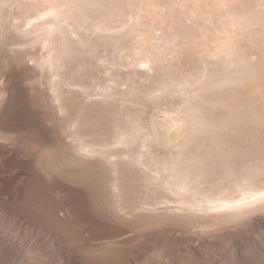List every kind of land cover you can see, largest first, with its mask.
Returning <instances> with one entry per match:
<instances>
[{
    "label": "bare ground",
    "instance_id": "bare-ground-1",
    "mask_svg": "<svg viewBox=\"0 0 264 264\" xmlns=\"http://www.w3.org/2000/svg\"><path fill=\"white\" fill-rule=\"evenodd\" d=\"M132 6H134V8L135 7L138 8V9H136L135 11H133L134 9H132L133 12H131L130 10H131ZM128 7H130V8H128ZM145 7H147V9ZM148 7H150L151 10H148ZM159 7L161 8L164 15H163V13H160V14L165 16V19H163L164 18L163 16L160 17V14H158L159 10H160ZM12 8H13V11H16V10L20 11V9H21V10H24V13L25 12L27 14H28V12L29 13L32 12V13L29 15H26V13L24 15H22L23 13H21V16H19L18 15V14H20V13H18L19 11L18 12L16 11L18 13L16 15L19 18H21L22 16L25 17V15H26L25 18H21V20L19 19L20 20L19 21L18 18L16 17V15H13L12 12H10V10H12ZM164 8L167 9V11H163V10H165ZM168 8H171V9H169V12H171V13H172V9H174V11H173L174 19H172V20L169 17V16H171V18H173L172 14L168 12ZM6 9H8V10H6ZM14 9H16V10H14ZM126 9L129 10V14H128V11ZM145 9H146V12H148L150 14H147L146 12H144ZM137 10H138L139 14H140V11H142L141 13H143V14H140L141 15L140 19H138L140 16L138 15ZM16 12H14V13H16ZM125 13L127 15H131L130 19L132 21L134 19H137V21L140 20L136 24L138 26L139 25H143V26H139V27L136 26L134 23L135 20L133 21V23L132 22L128 23V21H127L128 18H127V20H125L123 18L124 20H122V21H125V22H122L120 20V17H122V16L127 17ZM151 13L153 14L152 17H151ZM165 13L170 14V15L168 17H166L167 15ZM144 14L145 15L147 14L146 16L150 15L149 18H153L150 21H153V22L149 23L150 21L149 22L144 21L143 20V18L145 17ZM134 15H137V16H135V18L132 19ZM191 15L193 17L195 16L196 17L195 21H197L195 23V25H193V26L192 25L191 26L186 25V23H187L186 21L190 18ZM118 17H119V19H118ZM195 17L193 19H195ZM8 18H10V19H8ZM154 18L158 19V20L155 19V20H157V23H159V20H160V23L162 25H163V23H162L163 21H170V22L172 21V23L170 25H168V26H170L169 30L173 31L172 37L175 35L174 38H176V39L178 38V41L175 40L174 38H171V40L169 39L170 36L168 34H170V32L167 29L169 27L166 28L167 23H168V22H166V25L164 24L165 29H167L169 33L166 31L167 35L164 32L163 36H160V38L162 40V42L159 43L160 47L157 46V44L159 42V41L157 42V40L156 41L153 40L154 42H157V44H155V45H154V43H150L151 38H150L149 34H151L153 32H150L151 30H149V29L145 30L144 28H145V25L150 26L152 23L154 25L155 24ZM167 18H169V20ZM90 19L92 20V22ZM116 19H118V20H116ZM88 20H90V21L88 22ZM141 20H143V21L141 22ZM7 21H10V22H7ZM39 21H40V23H39V25H37ZM188 21H191V20H188ZM139 22H141V23H139ZM143 22H145L144 23L145 25L143 24ZM8 23H9V25H8ZM113 23H116V24L120 23V25L117 24L120 27H126L129 24H131V25H129V27L127 26L124 29L119 28L121 30L118 31V27L116 28L117 30L114 29L116 24L113 27V25H112ZM122 23H125L126 26H123ZM207 23H209V24L211 23V25H209ZM162 25H160V27H161L160 29H163ZM164 25H163V27H164ZM28 26H30V28ZM88 26L89 27L91 26L90 30L92 29L94 31V33L97 34L96 35L93 33L95 36H97L96 38H95V36L93 37L96 40V42L92 43L90 45L88 42L89 41L88 38H87L88 41L85 39L86 38L85 36H87V35H84L85 33L83 32L85 30H86L85 32H87V29L89 30V28H87ZM148 26H147V28H148ZM26 27H28V28H26ZM141 27H142V29H141ZM158 27H159V25H158ZM171 27L173 30L171 29ZM198 27H199V29H198ZM138 28H140V29H138ZM125 29H127V30L125 31ZM151 29H152V27H151ZM90 30L88 31V32H90L89 34L92 33V31H90ZM197 30H199V32L202 31L201 35ZM107 31H109L110 34H108L109 32H107ZM8 32H10V35L13 34L12 36H16V35L22 36L23 38H25L24 41H26V39L30 36H33V37H31V39H33L35 41V39L38 38L37 36H40L41 39L45 37L43 40L46 43L50 42L53 45L58 44V45H56V46H58L56 59L54 60L55 55L53 57H49L50 59L53 58L54 62L53 61L52 62L54 64H56L57 66L52 64V63H48V64H51L52 67L56 66V67H54L55 69L56 68L60 69L62 66V63H64L63 66L65 67V64H66L65 62H67V58L75 55V54H73L74 52L76 54L78 53L75 56L79 60H80V58L78 56L83 53V51H82L83 49H86V50L88 49L87 51L85 50L86 51L85 55L87 53H91L93 56L94 53L100 49V48L97 49V47H101L103 49L105 48V47L101 46V45H104L105 43H101V42H106V44L110 43L113 47L110 44L109 45L116 51L117 50L120 51L123 48L122 54L124 56L123 52L126 53V51H124V48H125L124 46L126 44L124 46H121L119 43H121L120 41L122 39H124V40L126 38L131 39L132 42H134V41L136 42V45H135V42L133 44V46L135 45L136 47H133L132 42L130 40L128 41V39H127V43L130 44L129 42H131L130 46L133 47L132 50L128 48V51L130 50V51H132V53L133 52L137 53L138 57L141 55V53L144 57L145 56L147 57V55L145 54V52H147L148 56L151 57L150 58L151 60L157 59L156 61L154 60L156 65L155 64L153 65V63H154L153 60L151 61L149 58L144 59L142 55L140 56L139 59L137 56H136L137 58H135V59H138L137 60L138 62L142 58L140 60V63L141 64L142 63H144V64L148 63L149 64L148 68L151 67L152 70L154 69L153 71H155V73H156V75L154 73L156 81L155 82H151V80L149 81V82H151L150 85L152 83L154 84V87H153L154 90L150 85L148 86L149 83L147 84L148 87H146V88L149 89V87H150L153 90V93H155V94L158 92L159 93L160 92L161 93H164V92L170 93L172 96H174L175 94H178V95L180 94V98H181L180 100L181 101L176 100L178 98L176 96L177 98L175 100L177 101V103H178V101H180V102L177 105H176V103L174 104V100L172 102L176 106H174L173 108L171 106L172 117H170V119L166 118L168 120L164 123V125H165L164 127L166 128L167 133H165V132L163 133V132L159 131V128H161V126L158 127L160 124V121H158V120H157L159 122V123L157 122L158 124L155 121L148 122L149 128L151 126V129L148 130V128L146 127L147 132L145 131V133H142V135H141L140 131H141V129H144L145 127L140 128V131L135 129V128L132 129L131 128L132 126L129 127V129L131 128L130 130L129 129L126 130L127 128L124 130V127L121 130L122 126H124V125H121L120 126L121 128H120L119 122L122 123L123 119H125V117L124 118L122 117V115L124 113L119 114V115H121L120 117L123 118L122 121L119 120L118 117H115L113 115L114 113L113 114L110 113L111 115H113V117H115V119H116L115 121H118L117 124H119L118 126L116 124L117 128L119 127V129H117L115 127L116 130L114 128L115 125L114 126L111 125V126H113L116 133H115V135H113L115 144H113L114 142L111 140V138H110V140L113 143L112 142H110V143L113 145L117 144L118 146H120L119 148H121V146L126 147V148H122L123 150L121 149V151L119 149L118 152L120 154L117 152V150L115 151L119 154L117 156L116 155L117 153H115L117 160H116V158H114L113 160L111 159L112 157L110 158V156H113V155H110L111 152L109 153V151L111 149H109V150L107 148L103 149V147H105L106 145L103 146V144H102L103 147L99 146L101 148H98V149L97 148L94 149V147H93V146H95L96 142L93 143V146H91L92 144L89 145L88 142H89L90 138H89V140L87 139L89 137V135L87 138H85V139H87L88 142L85 140H83L81 142L80 141L81 139H80L77 142L78 144L72 143L71 145H73V146H72V148H70L71 150L69 149L71 151V154H67V151L65 153L66 149L64 147L67 145L69 146V143L68 144L66 143V145H64V143H63V141L66 142L64 140L65 139V135H64L65 131L64 132L59 131V136L63 132L62 135H64L63 136L64 139L62 138V135H61V137L57 136V137H59L58 138L59 140L55 138L56 141L58 140L57 141L58 144L55 142L56 143L55 145H57V146L53 145L52 144L53 142H49L48 141L49 139L46 141L45 140L43 141V139L45 137H43V139H40L39 136H38V138H36L38 141L36 139L34 140V138H33V139H27V140L25 139V142H24V140H23L24 138L20 137L23 134V132L20 135L17 134L21 129L23 131V127H20V126L18 127V126H15L13 124V126H14V130H13L11 127L10 128L6 127L7 125L4 127V124H3L4 122L2 123L0 121V264H81V258L78 255L79 250L77 249L78 250L77 251L75 249L74 251H72L70 249V247H68L66 245V242H65L66 237L64 238V236L66 235L67 232L65 233V235H63V233H64L63 228H64V226L66 227L65 224L69 220L68 217L70 216V215L68 216V213L70 214V212H68V209H69L68 206L69 205L67 203V196L68 195L66 196L65 193L68 191V189L70 187H71V189H72V187L76 188L74 186V184L75 185L77 184V182L75 183V181H74V184L71 182H70L71 184H69V181L71 180L73 182L72 179L75 180L76 177L73 178V174H72V176L69 174L72 178L69 177V175L65 176V174L67 175V173H68L66 171V168L68 170V165L66 163L71 164L72 166L74 165L75 167L80 166L81 168H84L85 170L82 171L83 172L82 175L85 174L84 172L87 171L86 169L88 168V167L85 168L83 163L84 162L87 163L89 160H94V162H96V160H98L99 166L96 165V167H99L100 169H103V170H104V167L106 168L105 169L106 171L104 170V172H106L105 173L106 180L102 178L103 180H105L104 183L106 185L104 183H102L104 185H101V187H103V186L106 187V189H107L106 191H108V194H106L105 191H104V193L106 195H109V197L108 196L107 197L112 200L111 202H112L113 206H111V207L116 208V210H117L116 211L115 209H113L114 213H116L118 216L121 214V216H122L121 221L122 220L126 221V220H128V218H129V220H131L130 217L132 218V215H133L132 213H134V212H135L134 213L135 217L137 218V216L140 217V215L145 214V216H146L148 213L152 214L153 211L155 213L156 208L160 207L162 210L165 211V213H167V217L168 216L171 217V216H173V214H174V216L175 215L177 216V213H180L179 214L180 216L179 215L178 216L180 218L183 216L182 220L184 218V221H185V217L187 218L188 217L187 215L191 214L195 217L189 216V217H191L190 219L193 220V218H195L196 221L201 220V221H203L202 223L205 222L206 224L208 223L209 225L213 224V226H214V224L216 226V224L219 225V224H228L229 223L231 225H233V224L235 225L236 223L237 224L240 223L243 225L245 224L247 226H251L252 229L250 227L249 228L253 231L255 230V232H256V229L258 227H261L260 225L264 224V0H250V1H248V0H0V39L2 41H3V39L1 37L4 38L5 36H7L5 34H8ZM105 32H107V33H105ZM89 34H88V36L90 37L91 35H89ZM3 35H5V36H3ZM18 36H17V38H19ZM166 36H167V38L169 36L168 40L171 41V43L175 46L179 42L177 44V47L170 46V47H172V49H170V47H169V51H168L167 48L169 45L167 46L166 44L169 41L167 42ZM203 36H205V37H203ZM8 37L10 38V36H8ZM149 38H150V40H148ZM153 38H154V36H153ZM14 39H16V38H14ZM154 39H156V37ZM124 40H122V44H123V42L125 43L126 40L125 41ZM172 40H174V42L177 41V43H173ZM28 41L25 44L32 42V41H29V42ZM5 42L8 43V41H6V40H5ZM5 42H3V43H5ZM16 42H17V40H16ZM12 43L15 44L14 41ZM12 43H11V45L13 46ZM171 43H169V44H171ZM211 43H213V44L211 45ZM25 44H24V46H25ZM73 44H75V45H73ZM137 44L140 47V49L137 46ZM151 44H153L154 47ZM160 44L163 45V47H164L163 49H165V45H166L167 48L165 50L168 52H171V54L170 53L169 54L172 56V58H170L169 55H167L168 54L167 53V54H162V56H163L162 59H165L164 57L167 56V64H169L168 63L169 58L172 59L170 61H173V63L175 65L172 62H170V61L169 62L173 64V66H174V67L172 66L173 68L169 69V67L171 65L170 66L168 65V67H167L168 70L165 69L166 66H162V64L167 65L165 60H164V62H165L164 63L163 60H161V57H162L161 55L154 54L155 53L154 50L158 49L157 47H159V49H158L160 51L159 53L165 52V50L161 49L162 47ZM119 46H121L122 48H120ZM147 46H149V49L147 48ZM2 47H3V45H2ZM10 47H9V49H10ZM13 47H11V50ZM84 47H87V48H84ZM250 47L251 48L254 47L255 49L254 50L249 49ZM29 48H27V50H29ZM48 48H49V45H48ZM48 48H45V49H48ZM119 48H120V50H119ZM21 49H23V48H21ZM103 49H102V51H103ZM126 49H127V46H126ZM147 49L149 51H151L150 49H152V51L148 52ZM11 50H10V52H13ZM38 50H39V47L37 49V52H39ZM79 50L82 53L80 52V54H79ZM145 50H147V51H145ZM255 50H256V53H255ZM76 51H78V52H76ZM109 51H110V49H109ZM139 52H140V54L138 55ZM156 52H158V51H156ZM19 53H20V49H19ZM27 53H29V52H27ZM51 53H53V52H51ZM100 53H101V50L99 51V55H100ZM116 53H118V54H116V56H118L119 52H116ZM16 54H17V52H16ZM122 54L120 53V55H122ZM149 54H152V56H154V58ZM120 55L118 56V58L120 57ZM128 55H130V57L133 56L130 59L133 60L132 63L136 64L137 63L136 60L133 59L135 57V54L132 55L129 52ZM116 56L113 59L114 64L117 61ZM157 56H159V57L161 56V57L159 58ZM194 56H196V57H194ZM22 57H24V56H22ZM109 57H112V56L110 55V56H108V58ZM207 57H208V59H210L209 57H211V59L215 58L212 60L218 59L217 62L216 61H213L214 63L211 62V63H213V64H211L212 67H214L213 65L216 62V64H215L216 67L212 68L211 65L210 66L208 65V63L206 61ZM45 58H46V56H45ZM99 58H100V56H99ZM120 58H119V60H120ZM17 59H18V57H17ZM30 59H32V58H30ZM30 59H26V60L23 59L22 61H20L21 66L26 67V68H30L29 65L31 66V65H33L32 63H34V61L33 62L31 61L32 63H29ZM35 59H32V60H35ZM94 59H96V58L94 57ZM211 59H210V61H211ZM79 60L77 61L78 64H79ZM88 60H86V61L88 62ZM100 60H101V58L99 59V61ZM125 60H124V62H126ZM158 60L161 62H158ZM14 61L17 62L16 60H13V62ZM40 61L38 63H40ZM69 61H73V60L69 59ZM108 61L111 62V60H108ZM174 61H176V63ZM185 61H186V63L187 62L189 63L188 66L191 65V66H189V69H190L189 72H188V69L185 68V66H183ZM2 62H3V60H2ZM77 62H74V63H77ZM87 62L84 63V65L85 64L87 65ZM150 62H153L152 66H150L151 65ZM122 63H123V59H122ZM122 63H119V64H122ZM128 63H130V62H127L126 64H128ZM157 63L159 64V66L157 65ZM160 63H162V64H160ZM5 64H6V62H5ZM9 64H11V63L8 62L7 66ZM14 64L15 63H13V65ZM43 64H44V60H43ZM43 64L41 63L42 66H43ZM73 64H72V66H73ZM119 64L117 62V65H119ZM16 65H17L16 68H18V66H19L18 62L16 63ZM41 65H39V66H41ZM59 65H60V68L58 67ZM66 65H69V64H66ZM77 65H75V66H77ZM88 65H90V63H88ZM138 65H139V63H138ZM138 65L136 64V67ZM11 66H12V64H11ZM11 66H8V67H10V69H8V70H3L2 68H0V80H1L0 92L1 93L7 92V86H8L7 81L8 80L6 81V76H10V77L14 76L15 77V75L17 73L16 72L17 69L15 67H13V66L11 67ZM45 66H46V64L44 65V67ZM63 66H62V69H63ZM78 66H80V64ZM95 66H93V67H95ZM99 66H100V64L98 63V67ZM129 66H130V64H129ZM35 67L33 66L34 69H35ZM41 67H38V68H41ZM52 67H49V68H52ZM116 67H119V66H116ZM3 68H5V66ZM13 68H15L16 70H13ZM66 68H67V66H66ZM70 68H72V67H70ZM74 68H72V70ZM87 68H86V70H87ZM96 68H97V66H96ZM183 68H185L187 70V74ZM5 69H7V68H5ZM20 69L22 70V68H20ZM20 69H18V70H20ZM42 69H43V67H42ZM89 69H92V68L90 67ZM50 70H52V69H50ZM66 70H64V72ZM79 70H81V68H79ZM79 70L77 69V71H79ZM86 70L83 69L82 71H86ZM43 71H42V73H45ZM58 71L59 70H57V72H55V75L58 74ZM71 71H69L68 74H66V76H68V75L70 76ZM148 71H150V70H148ZM148 71H146V72L148 73ZM182 71L185 73L184 75L182 74L183 73ZM139 72H138V74H139ZM146 72L143 71L144 74ZM46 73H48V72H46ZM60 73H62V72H60ZM173 73H177V75L176 74L174 75ZM77 74L79 75V73H77ZM87 74H88V72H87ZM105 74H106V72H105ZM131 74H135V73H131ZM181 74H182V76H181ZM36 75H37V73H36ZM45 75L43 76V78L45 77ZM80 75H81V73H80ZM108 75H110V74H108ZM146 75L142 76L143 79L145 77V78H148V80H149V77ZM58 76L60 77L61 74L60 75L58 74ZM66 76L64 75V77H66ZM75 76H77V75L75 74ZM82 76L84 77V75H82ZM113 76H115V75H113ZM116 76H117V74H116ZM178 76H181V77L178 78ZM35 77H37V76H35ZM92 77H93V72H92ZM126 77H128V76H126ZM72 78H74V76ZM131 78L133 80L134 75H133V77L132 76L128 77V79H126V80H130ZM140 78H141V75H140ZM152 78H154V76ZM152 78H150V79H152ZM57 79H56L55 83H57V81L59 83H61V82L63 83V81H61V79H64L63 76L61 79H59V78H57ZM114 79H115V81H113ZM116 79L117 78H113L112 81L116 83ZM118 79H117V81H118ZM123 79H121V80L123 81ZM25 80H27V78ZM54 80H55V78H54ZM54 80H53V82H54ZM69 80L70 79L65 80L62 85L64 86L67 83V81H69ZM91 80H93V79H91ZM138 80L140 81L139 78H138ZM152 80H154V79H152ZM50 81H51V79H50ZM74 81H76V80H74ZM134 81H136V80H134ZM139 81L136 83H141ZM53 82H51V83H53ZM89 82H90V80H89ZM102 82H100V83H102ZM109 82H110V80H109ZM131 82H132V85H131ZM131 82H129L130 87L131 86L135 87L134 86L135 82H134V85H133V81H131ZM146 82H147V79H146ZM146 82L144 83L143 86L146 85ZM13 83H11V84H13ZM83 83H85V82L83 81ZM155 83H156V85H155ZM71 84H72V82H71ZM90 84H91V82H90ZM107 84L104 83L103 85L106 86ZM121 84H123V83H121ZM126 84H124V85H126ZM54 85L55 84H53V86ZM76 85H77V83H76ZM139 85H141V84H139ZM30 86H32V85L30 84ZM55 86L54 87L57 88L61 85L56 84ZM72 86L74 87V85H72ZM143 86H142V88H144ZM52 87H50V90L55 89L54 87L52 89ZM64 87H62L63 90L66 89V87L65 88ZM68 87H70V86H68ZM82 87H84V86H82ZM88 87H89V85H88ZM100 87L104 91V93H103L104 97L102 99L103 101L101 100V103L108 100L106 98H108L109 96H110L109 99H111V94L109 93L110 94L109 95V94H107L108 91H105V89L107 90L108 87L103 88L102 85ZM111 87L113 88L114 86L112 85ZM126 87L129 88V86H126ZM139 87H141V86H139ZM59 89H58V91L55 89L56 90L55 94H53L55 90L52 93L53 95H55V96H53L54 98L53 97L51 98V99H54V100H52L53 101L52 107L55 109V111L53 110L54 112L52 111L51 113H52V115L57 113L56 114L57 117L63 116L62 118H64V117H68V116H65L66 107H67V105H65V104H67V101L65 98H67V97H63L64 96L63 92H65V91L62 92L61 88H59ZM69 89L71 90V88H69ZM109 89H111V88H109ZM129 89L132 90V89H136V88L131 87ZM151 89L148 90V92H150V94L152 93ZM31 90H32V88H31ZM73 90H75V89H73ZM79 90H78V94H80V92L82 91L81 90L79 92ZM131 90H129V91H131ZM139 90H141V92ZM68 91L69 90H67V92ZM132 91L127 92L128 97H130L129 93H131V97H133L135 95L134 93H133L134 95L132 94ZM136 91L138 92L137 94L142 93V94H140L142 96H143V93H145L140 88L136 89L134 92L136 93ZM32 92H34V91L32 90ZM48 92H49V90H48ZM71 92H72V90L70 91V94H72ZM110 92H111V90H110ZM115 92H117V91H115ZM25 93H26V91H25ZM101 93L102 92H100L99 94H101ZM81 94H83V93H81ZM86 94L87 93L85 91V95ZM91 94L92 93H90V95ZM145 94H147V93H145ZM145 94H144L143 98L145 97ZM160 94H159V96H160ZM73 95H74V93H73ZM115 95H116V93H115ZM29 96H30V94H29ZM65 96H68V95H66V92H65ZM124 96L125 95H123V99L125 98ZM137 96L138 95H135V97H136L135 100H137ZM151 96H152V98L154 97V99L159 98V97L158 98L155 97L156 95L154 96V94H152ZM165 96H167V95H165ZM165 96H163V97L166 98ZM87 97L89 98L90 96H87ZM131 97H130V99H131ZM147 97H148V99L150 98L148 96V94H147ZM104 98H105V100H104ZM164 98H161V99H164ZM139 99H140V97H139ZM142 99H140V101ZM144 100H145V98H144ZM158 100H160V99H158ZM33 101H35V99ZM69 101H68V104H70ZM111 101H109V102L106 101V102H107V104H109ZM147 101H150V99ZM147 101L145 100V102H147ZM5 102L8 103L7 101H5ZM128 102H131V100ZM1 103H2V101L0 102V104ZM4 103H2V105ZM78 103L84 104L85 101H84V103H83V101L82 102L80 101ZM149 103L146 105H149ZM172 103L170 102V104H172ZM130 104H133V103H130ZM134 104L136 105V102ZM144 104L145 103H143V105ZM54 105H55V107H54ZM135 105H134V107H135ZM5 106H3V107H5ZM76 106L78 107L79 105H76ZM111 106H113V105H111ZM136 106H138V105H136ZM167 106H169V105H167ZM0 107H2V106H0ZM50 107H48V108H50ZM140 107H142V106H140ZM48 108H46V110H48ZM156 108H158V107H156ZM123 109H124V105H123ZM132 109L134 110V108H132ZM153 109H154V107H153ZM29 110H30V108H29ZM97 110H99V109H97ZM145 110L147 111V109H145ZM1 111H3V109L0 110V112ZM67 111H68V109H67ZM136 111H137V109H136ZM5 112L6 111H4V113ZM122 112H125V110ZM90 113H91V111H90ZM102 113H104V112H102ZM105 113H107V112L105 111ZM125 113H128L127 110ZM132 113H134V112H131V113L129 112L126 115L127 120L125 119V121H124L125 124H126V121H128L129 123L131 122V125L133 122L138 123L135 121L137 118V114H136V116H134ZM169 113H170V111H169ZM140 114H141V111H140ZM168 114H167V116H168ZM56 115H54V116L56 117ZM95 116L96 115L94 113V117ZM138 116H139V114H138ZM169 116H170V114H169ZM55 117H53V118H55ZM88 117H90V116H88ZM21 118L20 119L18 118V119L21 120ZM26 118H28V117H26ZM62 118H58L57 124L56 123H55L56 125L52 124L53 127L55 126L56 128H58L59 126H62V124L59 125L60 123L65 124L63 122ZM107 118H109V116ZM151 118H152V115H151ZM1 119H2V117H0V120ZM23 119H25V118H23ZM60 119L62 122H59ZM99 119H97V120H99ZM65 120H67V119L64 118V121ZM107 120H109V119H107ZM137 120H139V119H137ZM29 121H30V119H29ZM74 121L77 122L78 120L77 121L74 120ZM144 121H145V118H144ZM48 122H49V120H48ZM58 122H59V124H58ZM142 122H143V120H142ZM142 122L138 123L137 125L142 124ZM32 123H34V122H32ZM115 123L116 122H114V124ZM161 123H162V121H161ZM68 124H65V125H68ZM92 124H93V122H92ZM101 124H103V123H101ZM57 125H58V127H57ZM65 125H63V126L65 128H67V126H65ZM48 126H50V125H48ZM87 126H89V125H87ZM125 126H127V125H125ZM139 126L141 127V125H139ZM139 126H137V127H139ZM144 126H145V124H144ZM62 127L61 128L59 127V130L60 129L62 130ZM64 127H63V130L65 129ZM97 127H99V126H97ZM97 127H95V128H97ZM51 128H52V126H51ZM68 128H69V125H68ZM104 128H102V129H104ZM109 128H111V127H109ZM113 128H111V129H113ZM15 129L16 130L19 129V131L16 132ZM79 129H81V127ZM79 129L78 130L75 129V131H78V134H80ZM38 130L40 131V128ZM161 130H163V129H161ZM42 131H44V129ZM56 131H57V129H55V133L54 134L52 133V134L55 135ZM88 132H90L89 129H88ZM98 132H99V130H98ZM100 132H102V131L100 130ZM108 133L112 134V131L108 132ZM108 133H107V131H105V134H108ZM49 134H50V132H49ZM97 134H96V136H97ZM105 134L103 136H105ZM56 135H58V134H56ZM74 135H76V133H74ZM68 136L70 137V135H68ZM109 136L111 137V135H109ZM109 136H107V137H109ZM99 137H100V134H99ZM140 137H141V142L137 141V139L140 140ZM51 138H53V137L51 136ZM102 138H103V143H104L105 139H104V137H102ZM96 139H98V138H96ZM32 140H34V141H32ZM69 140H73V137H71V139H69ZM26 141L28 143L33 142L32 144H34L35 146H31V148L32 147L36 148L38 146V148H37L38 151H36L35 149H33V150H35L33 152L30 151L31 148H29V146H28L29 144L26 143ZM132 141L133 142H135V141L140 142L141 146H143V145L147 146L148 145L147 148L149 150L147 149L148 150L147 153H145V152L143 153V151L142 152L140 151L143 148L141 146H140L141 147L140 150H139L140 147L138 148V146H136L138 149H133L134 146L133 145L129 146V145H131V144L136 145V142L130 143ZM83 142H85V143L87 142V144L83 145V144H85ZM99 142H101V141H99ZM106 143L109 145L108 140ZM25 144H27V145H25ZM151 144H153L154 146ZM158 144L162 145V147H164V149L160 148ZM155 145H158V149L160 148V149L166 150L167 148L169 149V147H173L174 150L172 151V150L167 149V152L164 151L166 153H164V152H163L164 154L159 153L160 151L158 152L157 149L156 150L154 149V151L151 150L153 148H157V147H155ZM97 146H98V144H97ZM152 146H153V148H152ZM55 149H57V152ZM70 151H68V153ZM36 152H38V153H36ZM34 154H36V155H34ZM141 156H143L142 159H141ZM101 162H103V163H101ZM121 162H124V166H123V163H122V165H120ZM88 163H87V165H88ZM128 163L131 165L133 163L134 166H137V167L133 168L135 170V172H133L131 170L132 169L131 165H130L131 168L129 167V169L131 170V173L133 172V173L137 174L138 183L140 185L138 187H137V184L135 185V183L137 182L136 181L137 179H135L136 182L133 179L132 183L135 182L134 185L136 186V188H139L141 186L140 187L141 190L139 189L140 193L138 192V193H136V195L141 194L142 191L144 192L142 195L139 196V198L135 202H134V199L130 198V196H131L130 192L132 190L130 191L128 189V188L131 189L133 187H129L131 185H127V184H129L130 182L127 183V180L125 181V179H124L125 178V176H124V170L125 169L124 168L126 167L125 165ZM101 164L102 165L105 164V165L102 166V168H101V166H100ZM71 165H69V167H70L69 171L75 169L74 166H73L74 169H71L72 168ZM81 165H83V166H81ZM119 165L121 167H119ZM93 166L94 165L92 162V166H91L92 168L91 169L89 168L88 176L89 175L92 176V175H95L97 173V172L95 173L93 170V171H91V172H93V174H89V171L93 169ZM127 167H126V170H127ZM77 169L78 168H76V170H75L76 173L78 171ZM95 169H97V168H95ZM79 173H80V170H79ZM100 174H103V173H99V177H103V175L100 176ZM129 174H130V172H129ZM74 175H76V174H74ZM132 176H133V174L131 176H128V178L130 177V179H131ZM134 176H136V175L134 174ZM68 177L70 180H68ZM80 177H83V176H80ZM85 177H86V175H85ZM85 177H84V179H85ZM95 177H96V175H95ZM99 177L97 179L100 180L101 178H99ZM89 178H90V176H89ZM93 178H94V176H93ZM79 180L81 183L85 182V184H86L87 177L84 181H82L81 178ZM89 180H87V181H89ZM93 180H94V183L96 181H98V180H96V178ZM80 182H79V184H80ZM100 182H102V181H100ZM91 183H89V185ZM94 183H93V185L97 184L99 186L98 183H95V184ZM125 184L128 186V188L125 187L126 186ZM134 185H132V186H134ZM77 186H78V184H77ZM85 186L86 185H84V187ZM84 187H82V188H84ZM103 188H102V190H103ZM125 188L130 193L129 197H128L127 193H126L127 194V197H126V194L124 191H127V190H124ZM134 188H133V190H135V191L138 190V189H134ZM36 189H38L37 194L40 192L39 193V194H41L40 196L44 195L45 197L49 191H51V190L55 191L56 190V193H57L56 195H58L57 196L58 202L56 201L57 202L56 204L51 203L54 205H50L48 207L49 210L44 209L45 210L44 211L43 207L41 205V202H38V201H40L39 200L40 196L37 197L39 194L36 196V194H34V192H33V190L35 191ZM76 189H79V188H76ZM92 189L90 188V190H92ZM96 190H97V187H96ZM100 190L101 189H99L98 191L100 192ZM92 192L95 193L96 191H92ZM132 192H134V191H132ZM97 194H94V195H97ZM105 194H103V195H105ZM48 195H50V192L48 193ZM48 195H47V200L50 198V197L48 198ZM51 195H52V193H51ZM90 197H91V195H90ZM94 197H96V196H94ZM127 198L133 200V203L131 202L129 204V201ZM100 199H98V200H100ZM104 199H102V200H104ZM52 201L53 200H51V202ZM76 201L78 202V200H76ZM97 201H96V203H97ZM83 202H84V200H83ZM108 202L106 201L105 203L108 204ZM43 203H45V202H43ZM96 203H94V204H96ZM104 204L102 203V206H104ZM110 204H108V205H110ZM170 204H173V205H170ZM44 205H46V204H44ZM70 205H72V204H70ZM99 205H101V204H99ZM150 206H154V209H151L152 207L149 208ZM155 206H157V207H155ZM76 207H77V205H76ZM105 207H103V208H105ZM44 208H47V207H44ZM98 208H99V206H98ZM106 208L109 209V207H106ZM79 209L81 210V208H79ZM110 209L112 210V208H110ZM157 209H159V208H157ZM105 210L106 209H104V211ZM157 211L159 212V210H157ZM157 211H156V213H158ZM100 213L102 214L101 211H100ZM163 213L161 211V214H163ZM182 213L185 215L181 216ZM94 214H95V212H94ZM108 214L110 215V213H108ZM116 214H115L116 218L115 217L114 218L117 220ZM136 214H139V215L136 216ZM158 214H159V216H156L155 218H157V217L160 218V215H161L160 212ZM158 214H156V215H158ZM169 214L170 215L172 214V215L170 216ZM113 215L111 213V215L109 217L111 218V216H113ZM81 216H82V214H81ZM145 216H143V217H145ZM92 217H93V215H92ZM139 217H138V219H139ZM152 217H154V216H152ZM196 217H197V219H196ZM73 218H75V216H73ZM145 218L147 219V217H145ZM171 218H173V217H171ZM111 219H113V218H111ZM132 219L136 220V219H134V216ZM141 219H142V221H147V220L149 221V218L147 220H144V218H140V220ZM151 219H153V218H151ZM98 220H100V219H98ZM161 220H163V219H161ZM170 220H173V219H170ZM170 220H167L168 222H166V221L165 222L169 224ZM71 221H73V219ZM111 221H113V220H111ZM111 221H109V222H111ZM118 221H119V219H118ZM121 221H120V223L122 224ZM142 221H140L141 223L138 221V223H139L138 225L144 224V223H142ZM155 221H157V220H155ZM184 221H181V222H184ZM69 222H70V220H69ZM133 222L134 221H131V223H130L132 226H133V224H132ZM150 222H151V220H150ZM165 222L163 221V223H165ZM171 222H174V221H171ZM233 222H236V223H233ZM75 223L77 225V222H75ZM177 223H179V221ZM190 223H191V220H190ZM192 223H193V221H192ZM194 224H195V222H194ZM135 225H137V224H135ZM156 225H159V224H156ZM109 226H112V225H109ZM128 226H129V223H128ZM196 226H197V224H196ZM255 227H257V228L253 229ZM88 228H90V227L88 226ZM191 228H193V227H191ZM198 228H199V226H198ZM204 228H206V227H204ZM77 229H79V228H77ZM107 229L110 230L111 228H107ZM150 229H152V228H150ZM65 230H66V228H65ZM199 230H197V231H199ZM87 231H88V229H87ZM93 231H95V230H93ZM118 231H119V229H118ZM118 231H114V232H118ZM105 232H106V229H105ZM110 232L112 233L111 230H110ZM129 232H130V230H129ZM107 233H108V231H107ZM151 233H153V232H151ZM199 233H201V232H199ZM249 233L250 232H248V234ZM94 234H93V236H94ZM253 234H254V232H253ZM87 235L89 236V234H87ZM115 235H117V233ZM74 236L77 237L76 234ZM90 236L93 238L92 234ZM96 236L97 235H95V237ZM205 236H207V235H205ZM122 237H121V239H122ZM116 238H117V236H116ZM118 239H116V240L118 241ZM133 239H134V237H133ZM71 240H73V243L75 244V246H77V248L78 247L79 248H81V247L85 248V246H83L84 244H82V242H80L79 240L78 241L74 240V239H71ZM95 240H96V238H95ZM110 241H111V239H110ZM186 244H187V242H186ZM195 244H196V242H195ZM87 245H89V243ZM202 245H204L210 249L212 246H214L210 241L203 242ZM195 247H196V245H195ZM206 247H205V249H206ZM76 251H77V253H75ZM81 254H83V253H81Z\"/></svg>",
    "mask_w": 264,
    "mask_h": 264
},
{
    "label": "rangeland",
    "instance_id": "rangeland-1",
    "mask_svg": "<svg viewBox=\"0 0 264 264\" xmlns=\"http://www.w3.org/2000/svg\"><path fill=\"white\" fill-rule=\"evenodd\" d=\"M248 1H250V0H248ZM7 8V7H6ZM128 8H130V7H128ZM146 9H147V7H145ZM150 7H148V10H151V8L149 9ZM160 8V7H159ZM166 8V7H165ZM164 8V9H165ZM10 9V8H9ZM132 9H134L133 11H135L136 9H138V8H134V6H132V8H131V12H133L132 11ZM146 9H145V11L144 12H146ZM169 9H171V8H168V12H169ZM6 10H8V9H6ZM14 10H16V9H14ZM127 11H128V14H129V10L128 9H126ZM159 10V9H158ZM17 12L19 11V10H16ZM16 11H13V8H12V10H10V12H12V14L13 15H16V14H18V13H20V14H18L19 16H21V13H23L22 15H24L25 13H24V10H21L20 9V11L17 13ZM22 11V12H21ZM126 11V12H127ZM140 11V10H139ZM163 11H167V9H165V10H163ZM173 11H174V9H172V13L171 12H169V13H171L172 14V17H173ZM14 12H16V13H14ZM142 11H140V14H143V13H141ZM32 12H28V14L26 13V15H29V14H31ZM137 13H138V15L140 16L138 19H140L141 18V15L139 14V12H138V10H137ZM147 14H150V13H148V12H146ZM160 13H163L162 12V10H161V8H160V10H159V13L158 14H160ZM10 14V13H9ZM34 14V13H33ZM32 14V15H33ZM126 14V13H125ZM124 14V15H125ZM146 14V15H147ZM166 14V13H165ZM26 15H25V17H26ZM145 15V14H144ZM145 15V17L143 18V20L144 21H146V22H149L151 19H153V18H149L150 17V15L149 16H146ZM152 13H151V17H152ZM163 15H164V13H163ZM162 14H160V17H162L163 16ZM167 16L166 17H168L170 14H166ZM31 16V15H30ZM126 16L127 17H120V20L122 21V20H127V18H128V23H133V21H134V23H135V25L136 26H138L136 23L138 22V21H140V20H138L137 21V19H134L135 18V16H137V15H134L133 16V18L132 19H134L133 21L130 19V17H131V15H127L126 14ZM129 16V17H128ZM143 16V15H142ZM159 16V15H158ZM192 16V15H191ZM190 16V18L188 19V20H191V21H188L187 19V23H186V25H189V26H193V25H195V23L197 22V21H195L196 20V17H195V19H193L192 17ZM16 17L18 18V20L20 19L21 20V18H25V17H21V18H19L17 15H16ZM148 17V18H147ZM157 17V16H156ZM164 18L163 19H165V16H163ZM170 17V19L172 20V19H174V17L173 18H171V16H169ZM122 18V19H121ZM124 18V19H123ZM8 19H10V18H8ZM118 19H119V17H118ZM118 19H116V20H118ZM149 19V20H148ZM155 19H157V18H154V22H155V24L153 25V23L150 25L151 27H152V29H151V27L150 26H148V28H147V26L144 24L145 22H143V24L145 25V30H151L150 32H153V33H151V34H149V36H150V38H151V40H150V38L148 39V40H150V43H154V45L155 44H157V42H158V44H157V46H159V43H161L162 42V40H161V38H160V36H163V34H164V32L166 33V31L168 32V30L170 29V26H168V25H170L171 23H172V21L170 22V21H163L162 23H163V25L165 24L166 25V22H168L167 23V26H166V28L167 27H169V28H167V29H165V25H164V27H163V25L160 23V20H159V23H157V20H155ZM162 19V20H163ZM168 20H169V18H167ZM19 20V21H20ZM23 20V19H22ZM91 20V19H90ZM90 20H88V22L90 21ZM143 20H141V22L143 21ZM161 20V21H162ZM120 21V22H121ZM7 22H10V21H7ZM22 22V21H21ZM87 22V23H88ZM91 22H92V20H91ZM90 22V23H91ZM122 22H125V21H122ZM141 22H139V23H141ZM151 22H153V21H150L149 23H151ZM39 23H40V21L38 22V24L37 25H39ZM127 23V24H128ZM138 23V24H139ZM148 23V24H149ZM192 23V24H191ZM89 24V23H88ZM116 23H113L112 25H113V27H114V25H115ZM118 25H120V23H117ZM116 24V26H115V30H117L116 28L118 27V31L119 30H121V29H124V28H126L127 26L129 27V25H131V24H129V25H127L126 26V24L125 23H122L123 24V26H126V27H120V26H118ZM121 24V25H122ZM125 24V25H124ZM159 25V27H158V25ZM207 24H209V23H207ZM8 25H9V23H8ZM153 25V26H152ZM157 25V26H156ZM160 25H162V28L163 29H160L161 27H160ZM197 25V24H196ZM209 25H211V23L209 24ZM139 26H143V25H139ZM138 26V27H139ZM172 26V25H171ZM7 27V26H6ZM29 28H30V26H28ZM28 27H26V28H28ZM39 27V26H38ZM91 27V26H90ZM90 27L88 26L87 28H89V30H90ZM119 28H121V29H119ZM147 28V29H146ZM138 29H140V28H138ZM141 29H142V27H141ZM155 31H154V30ZM157 29V30H156ZM160 29V30H159ZM171 29H172V27H171ZM198 29H199V27H198ZM201 29V28H200ZM88 29H87V32H85V31H83L85 34L84 35H87V36H85L86 38V40H87V38H88V42H89V45L90 44H92V43H95L96 42V40L93 38L95 35L94 34H96V33H94V31L91 29L90 31H92V33L91 34H89L90 32H88L89 31ZM127 29H125V31H126ZM173 30V29H172ZM123 31V30H122ZM161 31V32H160ZM198 32H199V30H197ZM11 32V31H10ZM10 32H8V34H5V35H7V36H5V35H3V36H5L4 38L3 37H1L2 39H3V41L1 40L0 41V68H2L3 70H8V69H10V67H8V66H11V64H12V66L13 67H15L16 68V63L18 62V68H16L17 69V73H16V75H15V77L14 76H6V81H7V83H8V86H7V92L6 93H1L0 92V102L2 101V103H4L5 101H7L8 103H4L3 105H2V103L0 104V106H2V107H0L1 109L0 110H2L3 109V111H1L0 112V117H2V119L0 120L3 124H4V127L6 126V127H11L13 130H14V126H13V124L15 125V126H20V127H23V131H22V129L19 131V129H15V131L16 132H18L17 134H21L22 132H23V134L20 136V137H22V138H24L23 140H24V142H25V139L27 140V139H33L34 138V140L36 139V138H38V136H39V138L40 139H43V137H45L44 139H43V141L45 140H48L49 142H53L52 144L53 145H55L56 143L58 144V138L59 137H61V135L63 134V132H64V135H65V139H64V135H62V138L66 141V142H64L63 141V143H64V145H66V143L68 144L69 143V146L67 147V146H65L64 148L66 149L65 150V153H66V151H67V154H71V149L70 148H72V146L73 145H71L72 143H74V144H76L77 142H78V140H80L81 142L83 141V140H85V141H87V139L89 140V138H90V140H89V142H88V144L90 145V144H92L91 146H93V143H95V146H93L94 147V149H98V148H101V147H103V146H105V147H103V149H105V148H107L108 150L109 149H111L110 151H109V153H110V155H113V156H110V158L113 160L114 158H116V155L118 156L120 153L118 152L119 151V149H120V151H121V149L122 148H126V147H124V146H121V148H119L120 146H118L117 144V146L116 145H113V144H115V142H114V136L113 135H115V130H116V128H117V126L119 125V124H117L118 123V121H115L116 119H115V117H118L119 118V120H121L122 121V119L125 117V119H126V115L130 112H134V113H132L134 116H136V114H137V118H136V122H138V123H141L142 122V120H143V122H142V124H139V125H141V127L139 126V125H137L138 123H135V122H133L132 123V125H131V122L129 123L128 121H126V124H125V119H123V121H122V123L121 122H119L120 123V125H119V127L121 126V125H124V126H122V128H121V130L123 129V127H124V130L126 129V130H128L129 129V127H131L132 129L133 128H135V129H137V130H139L140 131V128H144V129H141V131H140V133H141V135H142V133H145V131L147 132V128H148V130H150L151 129V126H150V128H149V123L148 122H151V121H155L156 123L158 122V121H160V124H159V126L158 127H160L161 126V128H159V131L160 132H165V133H167V130H166V128L164 127L165 125H164V123L168 120V119H170V117H172V108L174 107V106H176L181 100V98H180V94L178 95V94H175L174 96H172L170 93H166V92H164V93H159L160 94V96H159V94L158 93H153V90H154V84L152 85H150V83L151 82H155L156 80H155V75H156V73H155V71H153L152 70V68L150 67V66H152V63L153 62H150L151 63V65L149 66L150 68H148V63L147 64H144V63H140V60L142 59H140L139 60V62L137 61L139 58H140V56L142 55V53H141V55L138 57L137 56V53H134L135 54V57L133 58V59H135V58H137L138 57V59H135L136 60V64L138 65V63H139V65L136 67V64L135 63H132L133 62V60L132 59H130L131 57H133V56H131L130 57V55H128V53L130 52V54H132V55H134L133 53H132V51H128V48L129 49H133V47H136L135 45H136V42H135V45L133 46V44H134V42H132V40L131 39H128V38H126L125 40L124 39H122V40H124L125 41V43L123 42V44H122V40L120 41L121 43H119L121 46H124L125 44V48H124V51H126V53L125 52H123L124 53V56L126 57H124L123 56V54H122V50H123V48L121 47V46H119L120 48H122V50H120V48H119V50L121 51H116V50H114L112 47V45L110 44V43H107L106 44V42H101V43H105L104 45H101L102 47H105L104 49L103 48H101V47H97V49H99V50H97V52H95L94 53V57L96 58V59H94V57L92 56V54L91 53H87L86 55H85V53H86V51L88 50H86V49H83L82 51H83V53L79 50V54H80V52L82 53V54H80L78 57L80 58V60L75 56V55H77L75 52L73 53V54H75V55H73L72 57L70 56V57H68L70 60L72 59L73 61H69V59L67 58V62H65L66 64H69V65H66L65 64V67L63 66L64 65V63H62V66H63V69H62V66H61V68H60V65L58 66L60 69H58V68H56L57 70H59L58 71V74L60 75L61 74V78H62V76H63V78L64 79H61L59 76H58V74L57 75H55V72H57V70L54 68V67H56L57 65L56 64H54L53 62H54V60L56 59V55H57V47L58 46H56V45H58V44H52V43H46L43 39L45 38L44 36V38H40V36H37L38 38H36L35 39V41L33 40V39H31V37H33V36H30V37H28L27 39L29 40V41H32L31 43L26 39V41H24L25 40V38H23L22 36H18V35H16V36H12L13 34H11L10 35ZM107 32H109V31H107ZM107 32H105V33H107ZM155 32V33H154ZM169 32H170V34H168L169 36H170V38H169V36H168V38L171 40V38H174L175 37V35L172 37V32L173 31H170L169 30ZM168 32V33H169ZM201 32L202 31H200L199 33H200V35H201ZM7 33V32H6ZM94 33V34H93ZM88 34L89 35H91L90 37L88 36ZM108 34H110V32L108 33ZM97 35V34H96ZM166 35H167V33H166ZM2 36V35H1ZM8 36H10V38L8 37ZM12 36V37H11ZM17 36L19 37V38H17ZM152 36V37H151ZM153 36H154V38L156 37V39H154L153 38ZM159 36V37H158ZM23 39H22V38ZM42 37V36H41ZM97 36H95V38H96ZM203 37H205V36H203ZM7 38V39H6ZM14 38H16V39H14ZM92 38V39H91ZM153 38V39H152ZM168 38H167V36H166V39H167V42L169 41L168 40ZM10 41H9V40ZM12 39V40H11ZM31 39V40H30ZM40 41H39V40ZM127 39H128V41L130 40L131 42H132V46H130V44H131V42H129L130 44H128L127 43ZM175 40H177L178 41V38L176 39V38H174ZM5 40L6 41H8V43L7 42H5ZM16 40H17V42H16ZM91 40V41H90ZM94 40V41H93ZM156 41L157 40V42H154V41ZM14 41L15 42V44H13L12 42ZM27 41L29 42L28 44H25V43H27ZM38 41V42H37ZM85 41V40H84ZM93 41V42H92ZM173 41V43H177V41L176 42H174V40H172ZM3 42H5V43H3ZM10 42V43H9ZM36 42V43H35ZM87 42V43H88ZM149 42V41H148ZM166 42V43H167ZM11 43L13 44V46L11 45ZM19 43V44H18ZM41 43V44H40ZM43 43V44H42ZM164 43V42H163ZM162 43V44H163ZM169 43H171V41H169L166 45L168 46V48L166 47V45H165V49L167 48L168 49V51H169V47L170 46H172V47H174L175 45H173L172 43L171 44H169ZM179 43V42H178ZM177 43V44H178ZM7 44V45H6ZM24 44H25V46H24ZM112 46H110V45ZM177 44H176V46L175 47H177ZM213 43H211V45H212ZM2 45H3V47H2ZM19 47H18V46ZM38 45V46H37ZM48 45H49V48H48ZM73 45H75V44H73ZM107 45V46H106ZM151 45H153V44H151ZM154 45H153V47H154ZM161 45V44H160ZM6 48H5V47ZM13 47L12 48V50H11V47ZM30 48H29V47ZM41 46V47H40ZM45 46V47H44ZM77 46V45H76ZM75 46V47H76ZM126 46H127V49H126ZM130 46V47H129ZM137 46H138V44H137ZM8 47V48H7ZM9 47H10V49H9ZM23 48V49H21V48ZM35 47V48H34ZM38 47H39V52H37V49H38ZM88 47V46H87ZM87 47H84V48H87ZM139 47V46H138ZM152 47V46H151ZM150 47V48H151ZM156 47V46H155ZM160 47V46H159ZM159 47H157L158 49H159ZM161 49H163L164 47H163V45H161ZM172 47H170V49H172ZM18 48V49H17ZM25 48V49H24ZM27 48H29V50H27ZM34 48V49H33ZM45 48H48V49H45ZM110 49V51H109V49ZM112 48V49H111ZM147 48L149 49V46H147ZM8 49V50H7ZM19 49H20V53H19ZM44 49V50H43ZM55 49V50H54ZM102 49H103V51H102ZM138 49V48H137ZM139 49H140V47H139ZM147 49V50H148ZM154 49V48H153ZM158 49H155L156 51H158V52H156L155 50H154V54H156V55H161L162 56V54H167V55H169V57L170 58H172V56L170 55L171 54V52H168V51H166L165 49H163V50H165V52H163V53H159L160 51L158 50ZM174 49V48H173ZM249 49H255L254 47L253 48H249ZM248 49V50H249ZM10 50L11 51H13V52H10ZM15 50V51H14ZM44 52H43V51ZM48 52H46V51ZM52 50V51H51ZM86 50V51H85ZM101 50V53H100V55H99V51ZM147 50H145V51H147ZM151 51H152V49H150ZM252 50V51H253ZM5 51V52H4ZM107 51V52H106ZM112 51V52H111ZM144 51V52H145ZM151 51H149L148 50V52H151ZM10 52V53H9ZM16 52H17V54H16ZM27 52H29V53H27ZM31 52V53H30ZM51 52H53V53H51ZM76 52H78V51H76ZM116 52H119V55H120V53L122 54V55H120V60H119V58H118V56H116V54H118V53H116ZM254 52V51H253ZM9 53V54H8ZM40 53V54H39ZM44 53V54H43ZM47 53V54H46ZM170 53V54H169ZM255 53H256V50H255ZM27 54V55H26ZM30 54V55H29ZM34 54V55H33ZM113 54V55H112ZM140 54V52L138 53V55ZM145 54L147 55V57L145 56H143V58L145 59V58H151V57H149L148 56V54H147V52H145ZM144 54V55H145ZM153 54V53H152ZM152 54H149V55H151L152 56ZM7 57H6V56ZM12 55V56H11ZM46 56V58H45V56ZM55 55V57H54V60H53V58L52 59H50L49 57H53ZM90 55V56H89ZM96 55V56H95ZM100 56V58H101V60L99 61V56ZM112 56V57H109L108 58V56ZM127 55V56H126ZM155 55V56H156ZM4 56V57H3ZM22 56H24V57H22ZM28 56V57H27ZM33 56V57H32ZM43 56V57H42ZM85 56V57H84ZM104 56V57H103ZM115 56L117 57V61H116V63L114 64V61H113V59L115 58ZM137 56V57H136ZM160 56V57H161ZM166 56V55H165ZM17 57H18V59H17ZM88 57V58H87ZM90 57V58H89ZM153 58H154V56H152ZM157 57H159V56H157ZM156 57V58H157ZM159 57V58H160ZM168 57V58H169ZM194 57H196V56H194ZM255 57V56H254ZM30 58H32V59H35V60H32V59H30ZM74 58V59H73ZM76 58V59H75ZM83 58V59H82ZM93 58V59H92ZM129 60H128V59ZM163 58V56L161 57V60H163V62H164V60H165V62H166V64H167V56L166 57H164L165 59H162ZM169 58V60H168V63L169 64H167V65H163L162 63H160V64H162V66H166L165 67V69H167L168 70V65L170 66L169 67V69L170 68H173L174 66H173V61H170V60H172V59H170ZM210 59H211V57H209ZM23 59H30V62L29 63H32L33 61H34V63H32L33 65H29V67L31 68H26V67H22L21 66V64H20V61H22ZM49 59V60H48ZM79 60V64H80V66H78L79 64H78V60ZM89 59V60H88ZM98 59V60H97ZM122 59H123V63H122ZM126 59V60H125ZM210 59H208V57H207V59H206V61H207V63H208V65L210 66L211 64H213L214 62L213 61H216L217 62V60H212V59H215V58H212L211 59V61H210ZM2 60H3V62H2ZM9 60V61H8ZM13 60H16L17 62H13ZM41 60V61H40ZM43 60H44V64H43ZM86 60H88V62L86 61ZM96 60V61H95ZM108 60H111V62L110 61H108ZM124 60L126 61V62H124ZM132 60V61H131ZM151 60V59H150ZM153 60V59H152ZM151 60V61H152ZM155 61L157 60V59H154ZM153 60V61H154ZM175 60V59H174ZM12 61V62H11ZM32 61V62H31ZM40 61V63H38ZM53 61V62H52ZM91 61V62H90ZM120 61V62H119ZM155 61H154V63H153V65L155 64ZM172 62V63H170V62ZM210 61V62H209ZM5 62H6V64H5ZM11 63V64H9L8 66H7V63ZM74 62H77V63H74L75 65H77V66H75L73 63ZM83 62V63H82ZM87 62V67L84 65V63H86ZM113 62V63H112ZM117 62H118V64L119 63H122V64H119V65H117ZM127 62H130V63H128V64H126ZM135 62V61H134ZM158 62H161V61H159L158 60ZM164 62V63H165ZM175 63H176V61H174ZM211 62H213V63H211ZM216 62H215V64H216ZM13 63H15L14 65H13ZM38 63V64H37ZM41 63L43 64V66L41 65ZM48 63H52V64H54V65H56V66H54V67H52V65L51 64H48ZM88 63H90V65H88ZM98 63L100 64V66L98 67ZM112 63V64H111ZM186 61L184 62V65L183 66H185V68H187L188 69V72L190 71V69H189V66H191V65H189L188 66V62L186 63ZM46 64V66L44 67V65ZM71 64V65H70ZM72 64H73V66H72ZM129 64H130V66H129ZM132 64V65H131ZM141 64V65H140ZM144 64V65H143ZM213 65L214 67H216V65ZM39 65H41L42 67H43V69H42V67L41 66H39ZM50 65V66H49ZM84 65V66H83ZM92 65V66H91ZM97 66V68H96V66ZM115 65V66H114ZM156 65V64H155ZM157 65L159 66V64L157 63ZM175 65V64H174ZM188 67H187V66ZM5 66V68H7V69H5V68H3ZM11 66V67H12ZM33 66L35 67V69L33 68ZM66 66H67V68H66ZM93 66H95V67H93ZM116 66H119V67H116ZM132 66V67H131ZM147 66V67H146ZM161 66V65H160ZM173 66V67H172ZM22 68V70L20 69V68ZM38 67H41V68H38ZM49 67H52V68H49ZM70 67H72V68H74L73 70H72V68H70ZM78 67V68H77ZM83 67V68H82ZM87 68V70H86V68ZM92 68V69H89V68ZM104 67V68H103ZM131 67V68H130ZM140 67V68H139ZM146 67V68H145ZM156 67V66H155ZM211 67H212V65H211ZM214 67H212V68H214ZM15 68H13V70H16ZM24 68V69H23ZM79 68H81V70H79ZM107 68V69H106ZM122 70H121V69ZM134 68V69H133ZM136 68V69H135ZM138 68V69H137ZM148 68V69H147ZM185 68H183L185 71H186V74H187V70L185 69ZM18 69H20V70H18ZM50 69H52V70H50ZM54 69V70H53ZM67 69V70H66ZM77 69L79 70V71H77ZM86 70V71H82V70ZM111 69V70H110ZM128 69V70H127ZM147 69V70H146ZM182 69V70H183ZM36 70V71H35ZM39 72H38V71ZM44 70V71H43ZM46 70V71H45ZM51 72H50V71ZM64 70H66L65 72H64ZM72 70V71H71ZM89 70V71H88ZM138 70V71H137ZM148 70H150V71H148ZM183 70V71H184ZM19 71V72H18ZM21 71V72H20ZM30 71V72H29ZM41 71V72H40ZM42 71L43 72H45V73H42ZM69 71H71L70 72V76L68 75V76H66V74H68V72ZM82 71V72H81ZM93 72V77H92V72ZM135 71V72H134ZM140 71V72H139ZM142 71V72H141ZM143 71L144 72H146V71H148V73L146 72L145 74L143 73ZM182 71V72H183ZM6 72V71H5ZM46 72H48V73H46ZM60 72H62V73H60ZM67 72V73H66ZM75 72V73H74ZM84 72V73H83ZM87 72H88V74H87ZM98 72V73H97ZM105 72H106V74H105ZM109 72V73H108ZM122 72V73H121ZM138 72H139V74H138ZM35 73V74H34ZM36 73H37V75H36ZM53 73V74H52ZM77 73H79V75L77 74ZM80 73H81V75H80ZM87 75H86V74ZM131 73H135V74H131ZM153 73V74H152ZM154 73H155V75H154ZM178 73V72H177ZM177 73H173L174 75L176 74L177 75ZM24 74V75H23ZM33 74V75H32ZM47 76H46V75ZM63 74V75H62ZM75 74L77 75V76H75ZM108 74H110V75H108ZM116 74H117V76H116ZM125 76H124V75ZM147 74V75H146ZM151 74V75H150ZM183 75L185 74L184 72L182 73ZM182 74H181V76H182ZM10 75V74H9ZM22 75V76H21ZM45 75V77L43 78V76ZM52 77H51V76ZM64 75L66 76V77H64ZM82 75H84V77L82 76ZM91 75V76H90ZM99 75V76H98ZM113 75H115V76H113ZM132 76L133 77V75H134V78H133V80H132V78L130 79V80H126V79H128V77H130V76ZM139 75V76H138ZM140 75H141V78H140ZM148 76L149 77V80H148V78H145L144 77V79H143V77L142 76ZM150 75V76H149ZM154 76V78H152L153 76ZM180 75V74H179ZM32 76V77H31ZM35 76H37V77H35ZM50 76V77H49ZM54 76V77H53ZM74 76V78H72ZM82 78H81V77ZM119 76V77H118ZM124 76V77H123ZM126 76H128V77H126ZM181 76H178V78L179 77H181ZM47 77V78H46ZM71 77V78H70ZM80 79H78V78ZM98 77V78H97ZM104 77V78H103ZM136 77V78H135ZM176 77V76H175ZM27 78V80H25ZM34 78V79H33ZM54 78H55V80H54ZM57 78H59V79H61V81H63V83H64V81L65 80H68V79H70L69 81H67V83L64 85L65 87H66V89H64L63 90V88L62 87H64L62 84V82L61 83H59L60 81L57 79ZM77 78V79H76ZM85 78V79H84ZM97 78V79H96ZM113 78H119L118 79V81H117V79H116V83L115 82H113V81H115V79L113 80ZM124 78V79H123ZM138 78L140 79V81L138 80ZM150 78H152V79H154V80H152V79H150ZM2 79V78H1ZM12 79V80H11ZM14 79V80H13ZM39 79V80H38ZM50 79H51V81H50ZM56 79L59 81H57V83H55L56 82ZM76 80V81H74V80ZM91 79H93V80H91ZM108 79V80H107ZM121 79H123V81L121 80ZM146 79H147V82H146ZM16 80V81H15ZM21 80V81H20ZM53 80H54V82H53ZM85 82V83H83V81ZM89 80H90V82H91V84H90V82H89ZM106 80V81H105ZM109 80H110V82H109ZM113 80V81H112ZM134 80H136V81H134ZM141 82V83H136V82ZM142 80V81H141ZM151 80V82H149ZM194 80V79H193ZM35 83H34V82ZM42 81V82H41ZM72 82V84H71V82ZM88 81V82H87ZM103 81V82H102ZM120 81V82H119ZM131 81H133V85H134V82H135V87H133V86H131L132 88H136V89H138V88H140V89H142V91H144L145 93H147L148 94V96L150 97L149 99H150V101H147V100H149L148 99V97H147V94H145V93H143V96H144V94H145V100L147 101V102H145V100H144V98H143V96L142 95H140V94H142V93H140V94H137L138 92V90L136 91V93L134 92L136 89H129V88H131L130 87V83L129 82H131ZM0 82H1V80H0ZM14 82V83H13ZM27 82V83H26ZM51 82H53V83H51ZM69 82V83H68ZM97 82V83H96ZM99 82V83H98ZM100 82H102V83H100ZM125 82V83H124ZM143 82V83H142ZM146 82V85L145 86H143L144 85V83ZM11 83H13V84H11ZM26 83V84H25ZM38 85H37V84ZM41 83V84H40ZM74 83V84H73ZM76 83H77V85H76ZM107 84L106 86H104L103 84ZM121 83H123V84H121ZM127 83V84H126ZM149 83V84H148ZM25 84V85H24ZM30 84L32 85V86H30ZM43 84V85H42ZM51 84V85H50ZM53 84H59V85H61V86H59V87H57V88H55L54 86H53ZM70 84V85H69ZM110 84V85H109ZM115 84V85H114ZM124 84H126V85H124ZM139 84H141V85H139V86H141V87H139L138 85ZM147 84H148V86L150 85L152 88H153V90L149 87V89H151L152 91V93L150 94V92H148V90L149 89H147L146 87H148L147 86ZM72 85H74V87L72 86ZM88 85H89V87H88ZM102 85V87L104 88V87H108L107 88V90L105 89V91H108V93L107 94H111V99H109L110 98V96L108 97V98H106V99H108V100H106L107 102H109V101H111L109 104H107V102L105 101V102H102L101 103V100L103 99V93H104V91H103V89L100 87V86ZM114 86L113 88L111 87V86ZM118 85V86H117ZM122 85V86H121ZM131 85H132V82H131ZM137 85V86H136ZM155 85H156V83H155ZM54 87L57 91H58V89L59 88H61V90H62V92L63 91H65L66 92V95H68V96H65V92H63V97H67V98H65L66 99V101H67V104H65V105H67V107H66V114H65V116H68V117H64L65 119H67V120H65L64 121V118H62L63 116H58L57 117V113H55V114H53L52 115V111L54 110L55 111V109L52 107L53 105H52V103H53V101L52 100H54V99H51L53 96H55V95H53V94H55L56 93V90L54 91V90H50V87ZM58 86V85H57ZM68 86H70V87H68ZM73 88H72V87ZM77 86V87H76ZM82 86H84V87H82ZM110 86V87H109ZM124 86V87H123ZM126 86H129V88L128 87H126ZM142 86L144 87V88H142ZM32 88V90L34 91V92H32V90H31V88ZM35 87V88H34ZM53 87H52V89H53ZM64 87V88H65ZM88 87V88H87ZM92 87V88H91ZM194 87V86H193ZM11 88V89H10ZM39 88V89H38ZM68 88V89H67ZM69 88H71V90H72V94H70V89ZM82 88V89H81ZM87 88V89H86ZM98 88V89H97ZM109 88H111V89H109ZM120 88V89H119ZM30 89V90H29ZM73 89H75V90H73ZM80 89V90H79ZM97 89V90H96ZM102 89V90H101ZM109 89V90H108ZM116 89V90H115ZM131 90L132 91V94L134 93L135 95H138L139 97H140V99H142L141 101H140V99H139V97L137 96V100H135V95L133 96V97H131V93H129V96L131 97V99H130V97H128V93L127 92H131V91H129V90ZM146 89V90H145ZM48 90H49V92H48ZM60 90V89H59ZM67 90H69L68 92H67ZM78 90H79V92H80V94L81 93H83V94H78ZM86 91V95L87 96H90L89 98L85 95V91ZM96 90V91H95ZM110 90H111V92H110ZM114 90V91H113ZM128 90V91H127ZM25 91H26V93H25ZM28 91V92H27ZM40 91V92H39ZM47 91V92H46ZM53 91H54V93H53ZM84 91V92H83ZM94 91V92H93ZM115 91H117V92H115ZM140 92H141V90H139ZM45 92V93H44ZM51 92V93H50ZM100 92H102L101 94H99ZM119 92V93H118ZM123 92V93H122ZM30 94V96H29V94ZM33 93V94H32ZM53 93V94H52ZM73 93H74V95H73ZM90 93H92L91 95H90ZM115 93H116V95H115ZM118 93V94H117ZM125 95L124 97L126 98H124L123 99V95ZM125 93V94H124ZM2 94V95H1ZM45 94V95H44ZM49 94V95H48ZM51 94V95H50ZM109 94V95H110ZM114 94V95H113ZM150 94V95H149ZM152 94H154V96L155 97H159L158 99H160V100H158V99H154V97L152 98ZM169 94V95H168ZM9 95V96H8ZM43 95V96H42ZM79 95V96H78ZM119 97H118V96ZM165 96V95H167V96H165L166 98H164L163 96ZM172 97H171V96ZM4 96V97H3ZM51 96V97H50ZM85 96V97H84ZM100 96V97H99ZM115 96V97H114ZM178 98H177V97ZM13 97V98H12ZM32 97V98H31ZM44 97V98H43ZM69 97V98H68ZM113 97V98H112ZM118 99H117V98ZM175 97V98H174ZM35 99V101H33L34 99ZM37 98V99H36ZM54 98V97H53ZM71 98V99H70ZM115 98V99H114ZM147 98V99H146ZM161 98H164V99H161ZM177 98V99H176ZM48 99V100H47ZM64 99V100H65ZM71 101H69V100ZM86 99V100H85ZM123 99V100H122ZM128 99V100H127ZM180 100V101H178V103H177V101L176 100ZM5 100V101H4ZM11 100V101H10ZM41 100V101H40ZM43 100V101H42ZM82 102L83 101V103H84V101H85V103L84 104H79L78 102H80V101ZM104 100H105V98H104ZM114 100V101H113ZM131 100V102H128V101H130ZM134 100V101H133ZM156 100V101H155ZM173 100H174V104L176 103V105H174L172 102H173ZM68 101H69V103L70 104H68ZM75 101V102H74ZM89 101V102H88ZM103 101V100H102ZM117 101V102H116ZM127 101V102H126ZM172 103V104H170V102ZM176 101V102H175ZM45 102V103H44ZM50 102V103H49ZM136 102V105H138V106H136L134 103ZM139 104H138V103ZM150 102V103H149ZM10 103V104H9ZM50 105H49V104ZM89 103V104H88ZM116 105H115V104ZM127 105H126V104ZM130 103H133V104H130ZM143 103H145L144 105H143ZM149 103V105H146V104H148ZM99 104V105H98ZM130 104V105H129ZM151 104V105H150ZM157 104V105H156ZM6 105V106H5ZM28 105V106H27ZM47 105V106H46ZM71 105V106H70ZM76 105H79L78 107L80 108H78ZM85 105V106H84ZM111 105H113V106H111ZM123 105H124V109H123ZM132 105V106H131ZM134 105H135V107H134ZM153 105V106H152ZM167 105H169V106H167ZM3 106H5V107H3ZM23 106V107H22ZM34 106V107H33ZM51 106V107H50ZM107 106V107H106ZM111 106V107H110ZM127 106V107H126ZM130 106V107H129ZM140 106H142V107H140ZM171 106H172V108H171ZM48 107H50V108H48ZM54 107H55V105H54ZM72 107V108H71ZM74 107V108H73ZM110 107V108H109ZM126 107V108H125ZM139 107V108H138ZM153 107H154V109H153ZM156 107H158V108H156ZM170 107V108H169ZM19 108V109H18ZM29 108H30V110H29ZM36 108V109H35ZM46 108H48V110H46ZM52 108V109H51ZM132 108H134V110L132 109ZM67 109H68V111H67ZM82 109V110H81ZM97 109H99V110H97ZM102 109V110H101ZM107 109V110H106ZM109 109V110H108ZM122 109V110H121ZM136 109H137V111H136ZM145 109H147V111L145 110ZM79 110V111H78ZM97 110V111H96ZM104 110V111H103ZM115 110V111H114ZM125 110V112H126V110H127V112L128 113H125V112H122V111H124ZM130 110V111H129ZM132 110V111H131ZM139 110V111H138ZM153 110V111H152ZM170 111V113H169V111ZM4 111H6L5 113H4ZM53 111V112H54ZM90 111H91V113H90ZM104 112V113H102V112ZM105 111L108 113L109 111V113L107 114V113H105ZM140 111H141V114H140ZM168 111V112H167ZM28 112V113H27ZM82 112V113H81ZM89 112V113H88ZM146 114H145V113ZM31 113V114H30ZM36 113V114H35ZM94 113H95V117H94ZM110 113H114L113 115L115 116V117H113V115H111ZM122 113H124L123 115H122V117H120L121 115H119V114H122ZM149 115H148V114ZM170 114V116H169V114ZM2 114V115H1ZM27 114V115H26ZM33 114V115H32ZM53 116V117H55L54 115H56V117L55 118H53L51 115ZM69 114V115H68ZM88 114V115H87ZM103 114V115H102ZM110 114V115H109ZM138 114H139V116H138ZM167 114H168V116H167ZM7 117H5V116ZM100 115V116H99ZM107 115V116H106ZM141 115V116H140ZM144 115V116H143ZM151 115H152V118H151ZM76 116V117H75ZM88 116H90V117H88ZM102 116V117H101ZM109 116V118H107ZM112 116V117H111ZM146 116V117H145ZM22 117V118H21ZM26 117H28V118H26ZM31 117V118H30ZM48 117V118H47ZM72 117V118H71ZM101 117V118H100ZM104 117V118H103ZM165 117V118H164ZM15 118V119H14ZM21 118V120H19V119ZM23 118H25V119H23ZM53 118V119H52ZM58 118H62L63 119V122L65 123V124H68L69 125V128H68V125H65V124H63V123H60L59 124V122H62L61 121V119H60V121L58 122V124L59 125H61L62 124V126L63 125H65V126H67V128H65L64 126V130H63V127L62 126H59L60 128L62 127V130L60 129L59 130V127H58V125H57V127L58 128H56L55 126V128L53 127V125L52 124H54V125H56L57 124V120H58ZM75 118V119H74ZM100 118V119H99ZM135 118V117H134ZM144 118H145V121H144ZM150 120H148V119ZM166 118H168V119H166ZM9 121H8V120ZM29 119H30V121H29ZM89 119V120H88ZM97 119H99V120H97ZM105 119V120H104ZM107 119H109V120H107ZM137 119H139V120H137ZM141 119V120H140ZM166 119V120H165ZM44 120V121H43ZM48 120H49V122H48ZM51 120V121H50ZM56 120V121H55ZM74 120H78L77 122H75ZM86 120V121H85ZM88 120V121H87ZM95 122H94V121ZM107 120V121H106ZM127 120V119H126ZM158 120V121H157ZM8 121V122H7ZM141 121V122H140ZM161 121H162V123H161ZM164 121V122H163ZM7 122V123H6ZM32 122H34V123H32ZM46 122V123H45ZM68 122V123H67ZM79 122V123H78ZM87 122V123H86ZM92 122H93V124H92ZM108 124H107V123ZM113 122V123H112ZM114 122H116L115 124H114ZM10 123V124H9ZM39 123V124H38ZM51 123V124H50ZM56 123V124H55ZM74 123V124H73ZM77 125H76V124ZM101 123H103V124H101ZM112 123V124H111ZM128 123V124H127ZM159 123V122H158ZM157 123V124H158ZM24 124V125H23ZM36 124V125H35ZM44 126H43V125ZM72 124V125H71ZM99 124V125H98ZM107 124V125H106ZM116 124H117V126H116ZM144 124H145V126H144ZM22 125V126H21ZM29 125V126H28ZM42 125V126H41ZM48 125H50V126H48ZM81 125V126H80ZM87 125H89V126H87ZM99 126V127H97V126ZM107 127H106V126ZM111 125H115L114 126V128H115V130H114V128H113V126H111ZM125 125H127V126H125ZM129 125V126H128ZM135 125V126H134ZM148 125V126H147ZM33 126V127H32ZM47 126V127H46ZM51 126H52V128H51ZM76 126V127H75ZM78 126V127H77ZM86 126V127H85ZM93 126V127H92ZM137 126H139V127H137ZM143 126V127H142ZM26 127V128H25ZM30 127V128H29ZM81 127V129H79ZM89 127V128H88ZM95 127H97V128H95ZM105 127V128H104ZM109 127H111V128H113V129H111V128H109ZM119 127L117 128V129H119ZM137 127V128H136ZM147 127V128H146ZM30 130H29V129ZM40 128V131L38 130V129ZM76 130H78L79 129V133L80 134H78V131H75V129ZM92 128V129H91ZM99 128V129H98ZM102 128H104V129H102ZM130 128V129H131ZM254 128V127H253ZM34 129V130H33ZM44 129V131H42V130ZM55 129H57V131H56V134H58V135H53L54 133H55ZM69 131H68V130ZM83 129V130H82ZM86 129V130H85ZM88 129L90 130V132H88ZM95 129V130H94ZM99 130V132H98V130ZM129 129V130H130ZM161 129H163V130H161ZM54 130V131H53ZM85 130V131H84ZM92 130V131H91ZM94 130V131H93ZM100 130L102 131V132H100ZM104 130V131H103ZM29 131V132H28ZM32 133H31V132ZM35 131V132H34ZM40 133H39V132ZM53 131V132H52ZM59 131L61 132V131H63L62 132V134L59 136ZM97 131V132H96ZM105 131H107V133L108 132H111L112 131V134H110V133H108L109 135H111V137L108 135V134H105ZM144 131V132H143ZM170 131V130H169ZM258 131V130H257ZM37 132V133H36ZM49 132H50V134H49ZM88 132V133H87ZM94 132V133H93ZM260 132V131H259ZM25 133V134H24ZM27 133V134H26ZM53 133V134H52ZM74 133H76V135H74ZM83 135H82V134ZM98 133V134H97ZM102 133V134H101ZM261 133V132H260ZM259 133V134H260ZM34 134V135H33ZM39 134V135H38ZM93 136H92V135ZM96 134H97V136H96ZM99 134H100V137H99ZM105 134V136H103ZM258 134V135H259ZM262 134V133H261ZM25 135V136H24ZM42 135V136H41ZM47 135V136H46ZM54 138H51V136ZM68 135H70V137L68 136ZM73 135V136H72ZM78 135V136H77ZM85 135V136H84ZM87 135V136H86ZM88 135H89V137H88ZM91 135V136H90ZM109 136V137H107V136ZM27 136V137H26ZM35 136V137H34ZM41 136V137H40ZM49 136V137H48ZM57 136H59V137H57ZM48 137V138H47ZM71 137H73V140H69V139H71ZM82 137V138H81ZM88 137V138H87ZM102 137H104V139L106 140H104V143H103V138ZM107 137V138H106ZM260 137V136H259ZM21 138V139H22ZM55 138L56 139H58L57 141L55 140ZM69 138V139H68ZM78 138V139H77ZM84 138V139H83ZM85 138H87V139H85ZM94 138V139H93ZM96 138H98V139H96ZM109 138V139H108ZM110 138H111V140L114 142H112L111 140H110ZM75 139V140H74ZM34 140H32V141H34ZM37 140V139H36ZM69 140V141H68ZM96 140V141H95ZM107 140H108V143H109V145L106 143L107 142ZM38 141V140H37ZM47 141V142H48ZM99 141H101V142H99ZM137 141H140L141 142V137H140V140L139 139H137ZM137 141H135L136 142V145H134V144H131V145H129V146H134V148L133 149H138L141 145V143L140 142H137ZM40 142V141H39ZM48 142V143H49ZM56 142V143H55ZM71 142V143H70ZM80 142V143H81ZM87 142L85 143V142H83V143H85V144H83V145H86L87 144ZM92 142V143H91ZM99 142V143H98ZM110 142H112L113 144H111ZM135 142H130V143H135ZM26 143H28L27 141H26ZM33 143V142H32ZM32 143H28L29 145V148H31V146H35L34 144H32ZM47 143V144H48ZM139 143V144H138ZM31 144V145H30ZM46 144V143H45ZM78 144V143H77ZM97 144H98V146H97ZM102 144H103V146H102ZM156 144V143H155ZM25 145H27V144H25ZM88 145V146H89ZM143 145V144H142ZM151 145H153V144H151ZM150 145V146H151ZM159 145V144H158ZM158 145H155V147H157V148H153V146H152V148L153 149H151V150H153L154 151V149L156 150L157 149V151L159 152V153H163L164 151H166L167 152V149L166 150H163L164 149V147H162V145H159V147L160 148H163V149H158ZM55 146H57V145H55ZM99 146H101V147H99ZM110 148H109V147ZM136 146H138V148L136 147ZM40 147V146H39ZM114 147V148H113ZM141 147H143L142 148V150H140L141 149ZM140 148H139V150L142 152L143 151V153L145 152V153H147V151L149 150L147 147H148V145L147 146H141ZM146 147V148H145ZM37 148H38V146L36 147V148H34V147H32L31 149H30V151H38L37 150ZM56 148V147H55ZM129 148V147H128ZM172 148V149H171ZM33 149H35V150H33ZM70 149V150H69ZM148 149V150H147ZM56 150V152H57V149H55ZM114 150V151H113ZM117 150V152L119 153H117V152H115ZM123 150V149H122ZM145 150V151H144ZM168 150H174V148L173 147H169V149ZM41 151V150H40ZM68 151H70L69 153H68ZM114 152V153H113ZM166 152H164V153H166ZM169 152V151H168ZM36 153H38V152H36ZM40 153V152H39ZM115 153H117L116 155H115ZM163 153V154H164ZM34 155H36V154H34ZM40 155V154H39ZM115 156V157H114ZM142 157L143 156H141V159H142ZM116 160H117V158H116ZM90 161V162H89ZM87 163H88V165H87V163L86 162H84L83 163V165H84V167L85 168H87L86 170L87 171H85L84 173V175H82L83 174V172L82 171H84L85 169L84 168H81L80 166H74L75 167V169L73 168V166L71 165V164H68V163H66L67 165H68V170H67V168H66V171L68 172L67 173V175L65 174V176H68L69 174L72 176V174H73V178L74 177H76L75 178V180L74 179H72L73 180V182L69 179V177H71L70 175H69V177H68V180H70L69 181V184H71V183H73L74 184V181H75V183L77 182V184H78V186H77V184L75 185L74 184V186L76 187V188H79V189H76V188H74V187H72V189H71V187L68 189V191L65 193L66 194V196H67V203H68V207H69V209H68V212H70V214L68 213V219L70 220V222H69V220L66 222V227L64 226V230H63V235H65V233H66V235L64 236V238H65V242H66V245L68 246V247H70V249L72 250V251H74L75 249L78 251V255H79V257L81 258V264L83 263V264H264V224H262V225H260L261 227H255V228H253V229H256V232H255V230L253 231V230H251L252 229V227L251 226H247V225H243V224H240V223H236V222H233V223H236L235 225L233 224V225H231V224H219V225H217L216 224V226H215V224H214V226H213V224H211V225H209L208 223L206 224L205 222L204 223H202L203 221H201V220H195V218H193V220L192 219H190L191 217H195V216H193V215H187L188 217L186 218L185 217V221H184V218H183V220H182V215H185V214H181V218L179 217L180 215V213H177V216L175 215L174 216V214H173V216H171L170 214V216L171 217H173V218H171V217H167V213H165V211L164 210H162L160 207H157V206H155V207H157V208H159V209H157L156 208V211L157 210H159V212H160V214H161V211H162V213L164 214H161L160 215V218L159 217H157V218H155L156 216H159V212L158 213H156V211H155V213H154V211H153V213L152 214H147L146 216H145V214L144 215H140V217L139 216H137V215H139V214H136V216H137V218L135 217V212L134 213H132L131 215H132V218H133V216H134V219H136V220H133L131 217H130V219L131 220H129V218H128V220H126L128 223H129V226H128V223L124 220H122L121 221V214L118 216L116 213H114V210L113 209H115L116 210V208H113V207H111V206H113L112 205V200L111 199H109L108 197H109V195H106V194H108V191H106L107 189H106V187L105 186H103V187H101V185H104L105 183V180H106V178H105V173L106 172H104V170L106 169L105 167H104V170L103 169H100L99 167H96V165H98L99 166V162H98V160H96V162H94V160H89ZM102 161V160H101ZM70 162V161H69ZM92 162H93V169L92 170H90L89 171V174H93V172H91V171H93L94 170V172L96 173L95 175H96V177H95V175H89L90 176V178H89V176H88V170H89V168L91 169L92 167ZM96 163V164H95ZM101 163H103V162H101ZM122 163H123V166H124V162H121V164L120 165H122ZM86 164V165H85ZM66 165V166H67ZM69 165H71L72 166V168L71 169H74V170H70L69 171V169H70V167H69ZM83 165H81V166H83ZM105 164H101L100 166H101V168H102V166H104ZM119 165V167H121ZM129 165V166H128ZM130 165L131 164H126L125 166L127 167V170H126V167L124 168L125 170H124V176H125V181L127 180V183L128 182H130L129 184H127L126 182V184L127 185H131V186H129V187H135L134 189H138V190H133V188H128V186L126 185L125 187L126 188H128L130 191L132 190V191H134V192H130L129 193V191L125 188L124 190H127V191H124L125 192V194L127 193L128 194V197L130 196V198L131 199H134V202L139 198V196L140 195H142L144 192L142 191V193L141 194H137L136 195V193H140V191H139V189L141 190V186L139 187V188H136V184H137V187L140 185L139 183H138V177H137V174L136 173H133V172H135V170L133 169L134 167H137V166H134L133 165V163H132V165H131V167H132V173H131V170L129 169V167H130ZM122 166V167H123ZM130 167V168H131ZM76 168H78L77 170V173L75 172V170H76ZM80 168V169H79ZM95 168H97V169H95ZM40 169V168H39ZM79 170H80V173H79ZM101 170V171H100ZM129 170V171H128ZM73 173H72V172ZM103 171V172H102ZM106 171V170H105ZM87 172V173H86ZM129 172H130V174L132 175L133 174V176H134V174L136 175V176H132L131 177V179H130V177L128 178V176H131L130 174H129ZM80 175H79V174ZM99 173H103V174H100V176H102L103 175V177H99ZM74 174H76V175H74ZM98 174V175H97ZM85 175H86V177H87V180H89V181H87L86 180V184H85V182L84 183H81L80 182V178H81V180L82 181H84L85 179H86V177H85ZM128 175V176H127ZM80 176H83V177H80ZM93 176H94V178H93ZM84 177H85V179H84ZM92 177V178H91ZM101 178L100 180L99 179H97V178ZM67 178V177H66ZM72 178V177H71ZM79 178V179H78ZM84 180H83V179ZM89 178V179H88ZM96 178V180H98V181H96L95 183H98L99 184V186L97 185V184H95L94 183V180L93 179H95ZM105 179V180H103V179ZM133 179H134V181H135V179H137L134 183H135V185H134V183H132L133 182ZM129 180V181H128ZM80 182V184H79V182ZM100 181H102V182H100ZM71 182V183H70ZM88 182V183H87ZM92 182V183H91ZM101 184H100V183ZM89 183H91L90 185H89ZM93 183L95 184V185H93ZM102 183H104V184H102ZM82 184V185H81ZM86 185L85 187H84V185ZM88 184V185H87ZM82 187H84V188H82ZM106 185V184H105ZM132 185H134V186H132ZM92 186V187H91ZM94 187V188H93ZM96 187H97V190H96ZM101 187V188H100ZM36 188V187H35ZM34 188V189H35ZM89 188V189H88ZM90 188L92 189V190H90ZM102 188H103V190H102ZM76 189V190H75ZM99 189H101L100 190V192L98 191ZM76 192H75V191ZM53 191V192H52ZM92 191H96L95 193L94 192H92ZM104 191L106 192V194L104 193ZM33 192H34V194H36V196L40 193H38L37 194V192H38V189H36L35 191L33 190ZM36 192V193H35ZM50 192V195H48V193ZM47 194H46V197L44 196V195H42V196H40L41 194H39L37 197H39L40 196V198H39V200L40 201H38V202H41V205H42V207H43V210L45 209V210H49L48 209V207L50 206V205H54V204H56L58 201V195H56L57 193H56V190L54 191V190H51V191H49ZM99 192V193H98ZM51 193H52V195H51ZM68 193V194H67ZM74 193V194H73ZM76 193V194H75ZM80 193V194H79ZM98 193V194H97ZM133 193V194H132ZM94 194H97V195H94ZM103 194H105V195H103ZM127 194H126V197H127ZM130 194V195H129ZM47 195H48V200H47ZM90 195H91V197H90ZM52 196V197H51ZM70 196V197H69ZM89 196V197H88ZM94 196H96V197H94ZM101 198H99V197ZM108 196V197H107ZM134 198H133V197ZM93 197V198H92ZM98 197V198H97ZM103 197V198H102ZM46 198V199H45ZM54 198V199H53ZM83 198V199H82ZM105 198V199H104ZM98 199H100V200H98ZM102 199H104V200H102ZM108 199V200H107ZM128 199V198H127ZM131 199H128V201H129V204L132 202L133 203V200H131ZM51 200H53L52 202H51ZM72 200V201H71ZM76 200H78V202L76 201ZM81 200V201H80ZM83 200H84V202H83ZM97 201V203H96V201ZM102 200V201H101ZM110 200V201H109ZM57 201V202H56ZM80 201V202H79ZM107 201H109L108 202V204H110V205H108L107 203H105V202ZM43 202H45V203H43ZM49 202V203H48ZM99 202V203H98ZM104 204V206H102V203ZM51 203H54V204H51ZM72 204V205H70V204ZM76 203V204H75ZM93 203V204H92ZM94 203H96V204H94ZM44 204H46V205H44ZM75 204V205H74ZM87 204V205H86ZM99 204H101V205H99ZM76 205H77V207H76ZM84 205V206H83ZM108 205V206H107ZM170 205H173V204H170ZM74 208H73V207ZM82 206V207H81ZM86 206V207H85ZM94 206V207H93ZM98 206H99V208H98ZM101 206V207H100ZM109 207V209L108 208H106V207ZM44 207H47V208H44ZM103 207H105V208H103ZM115 207V206H114ZM152 207V208H151ZM71 208V209H70ZM79 208H81V210L79 209ZM85 208V209H84ZM110 208H112V210L110 209ZM149 208H151V209H154V206H150ZM104 209H106L105 211H104ZM161 209V210H160ZM44 210V211H45ZM111 210V211H110ZM72 211V212H71ZM88 211V212H87ZM97 211V212H96ZM100 211L102 212V214L100 213ZM117 211V210H116ZM115 211V212H116ZM152 211V210H151ZM47 212V211H46ZM75 212V213H74ZM78 212V213H77ZM94 212H95V214H94ZM45 213V212H44ZM100 213V214H99ZM108 213H110V215H111V213H112V215L113 216H111V218H113V219H111L109 216V214ZM73 214V215H72ZM77 214V215H76ZM81 214H82V216H81ZM115 214L117 215V220L115 219L116 217H115ZM156 214H158V215H156ZM166 214V215H165ZM89 215V216H88ZM92 215H93V217L96 219H94L93 217H92ZM109 215V216H108ZM163 215V216H162ZM73 216H75V218H73ZM142 216V217H141ZM143 216H145V217H147V219L149 218V221L145 218V217H143ZM150 216V217H149ZM152 216H154V217H152ZM189 216H191V217H189ZM71 217V218H70ZM89 217V218H88ZM115 217V218H114ZM119 217V218H118ZM138 217H139V219H138ZM166 217V218H165ZM140 218H144V220H147V221H142V219L140 220ZM151 218H155L154 220L153 219H151ZM166 220H165V219ZM177 218V219H176ZM73 219V221H71ZM94 219V220H93ZM98 219H100V220H98ZM107 219V220H106ZM113 220V221H111V220ZM118 219H119V221H118ZM159 219V220H158ZM161 219H163V220H161ZM170 219H173V220H170ZM181 219V220H180ZM196 219H197V217H196ZM77 220V221H76ZM115 220V221H114ZM140 222V221H142V223H144V224H140V225H138L139 223H138V221ZM150 220H151V222H150ZM155 220H157V221H155ZM167 220H170V222H169V224L171 225H169L168 223H166V222H168ZM190 220H191V223H190ZM109 221H111V222H109ZM120 221L122 222V224L120 223ZM131 221H134L132 224H133V226L130 224L131 223ZM137 223H136V222ZM161 221V222H160ZM163 221L165 222V223H163ZM171 221H174V222H171ZM179 221V223L181 224H179V223H177V222ZM181 221H184V222H181ZM192 221H193V223H192ZM72 222V223H71ZM75 222H77V225H76V223ZM97 222V223H96ZM194 222H195V224H194ZM200 224H199V223ZM108 223V224H107ZM115 223V224H114ZM126 223V224H125ZM141 223V222H140ZM147 225H146V224ZM161 223V224H160ZM174 223V224H173ZM178 225H176V224ZM185 223V224H184ZM82 224V225H81ZM97 224V225H96ZM135 224H137V225H135ZM156 224H159V225H155ZM190 226H189V225ZM194 224V225H193ZM196 224H197V226H196ZM199 224V225H198ZM203 224V225H202ZM96 225V226H95ZM103 227H102V226ZM109 225H112V226H109ZM123 225V226H122ZM131 225V226H130ZM144 225V226H143ZM150 225V226H149ZM173 225V226H172ZM226 225V226H225ZM243 225V226H242ZM74 226V227H73ZM88 226L90 227V228H88ZM99 226V227H98ZM122 226V227H121ZM128 226V227H127ZM137 228H136V227ZM158 226V227H157ZM165 226V227H164ZM169 226V227H168ZM198 226H199V228H198ZM209 226V227H208ZM218 226V227H217ZM228 226V227H227ZM230 226V227H229ZM237 226V227H236ZM246 228H245V227ZM94 227V228H93ZM96 227V228H95ZM115 229H114V228ZM126 227V228H125ZM145 229H144V228ZM172 227V228H171ZM191 227H193V228H191ZM204 227H206V228H204ZM216 227V228H215ZM251 229H250V228ZM65 228H66V230H65ZM77 228H79V229H77ZM84 228V229H83ZM107 228H111L110 230L112 231V233L110 232V230L109 229H107ZM124 228V229H123ZM130 228V229H129ZM133 228V229H132ZM150 228H152V229H150ZM164 228V229H163ZM208 228V229H207ZM262 228V229H261ZM87 229H88V231H87ZM90 229V230H89ZM105 229H106V232H105ZM118 229H119V231H118ZM122 229V230H121ZM166 229V230H165ZM172 229V230H171ZM184 229V230H183ZM201 231H200V230ZM223 229V230H222ZM230 229V230H229ZM76 230V231H75ZM93 230H95V231H93ZM118 231V232H114V231ZM129 230H130V232H129ZM151 230V231H150ZM155 230V231H154ZM175 230V231H174ZM191 230V231H190ZM197 230H199V231H197ZM212 230V231H211ZM214 230V231H213ZM221 230V231H220ZM79 231V232H78ZM84 231V232H83ZM107 231H108V233H107ZM127 231V232H126ZM169 231V232H168ZM196 231V232H195ZM206 231V232H205ZM77 232V233H76ZM88 232V233H87ZM90 232V233H89ZM97 232V233H96ZM120 232V233H119ZM129 232V233H128ZM133 232V233H132ZM136 232V233H135ZM151 232H153V233H151ZM181 232V233H180ZM199 232H201V233H199ZM205 232V233H204ZM248 232H250L249 234H248ZM253 232H254V234H253ZM81 233V234H80ZM95 233V234H94ZM105 233V234H104ZM114 233V234H113ZM117 233V235H115ZM123 233V234H122ZM135 233V234H134ZM162 233V234H161ZM209 233V234H208ZM240 233V234H239ZM77 235V237L76 236H74V235ZM87 234H89V236L92 234V236H93V234H94V236H93V238L90 236H88ZM137 234V235H136ZM200 234V235H199ZM248 234V235H247ZM79 235V236H78ZM95 235H97L96 237H95ZM139 235V236H138ZM205 235H207V236H205ZM72 236V237H71ZM116 236H117V238H116ZM123 236V237H122ZM127 236V237H126ZM200 236V237H199ZM203 236V237H202ZM250 236V237H249ZM74 237V238H73ZM85 237V238H84ZM109 237V238H108ZM112 237V238H111ZM115 237V238H114ZM121 237H122V239H121ZM133 237H134V239H133ZM187 237V238H186ZM207 237V238H206ZM77 238V239H76ZM87 238V239H86ZM91 238V239H90ZM95 238H96V240H95ZM119 238V239H118ZM159 238V239H158ZM201 238V239H200ZM71 239H74V240H79L80 242H82V244H84L83 246H85V248H77V246H75V244L73 243V240H71ZM81 239V240H80ZM85 239V240H84ZM104 239V240H103ZM110 239H111V241H110ZM116 239H118V241L116 240ZM200 241H199V240ZM208 239V240H207ZM83 240V241H82ZM92 240V241H91ZM100 240V241H99ZM106 240V241H105ZM116 240V241H115ZM127 240V241H126ZM168 240V241H167ZM170 240V241H169ZM193 240V241H192ZM202 240V241H201ZM72 241V242H71ZM94 241V242H93ZM123 241V242H122ZM176 241V242H175ZM187 242V244H186V242ZM190 241V242H189ZM192 241V242H191ZM206 241H210L214 246H212L211 247V249L210 248H208V247H206V246H204V245H202L203 244V242H206ZM108 242V243H107ZM115 242V243H114ZM143 242V243H142ZM181 242V243H180ZM195 242H196V244H195ZM86 243V244H85ZM89 243V245H87ZM118 243V244H117ZM124 243V244H123ZM173 243V244H172ZM131 244V245H130ZM180 244V245H179ZM111 245V246H110ZM134 245V246H133ZM195 245H196V247H195ZM73 246V247H72ZM88 246V247H87ZM95 246V247H94ZM106 246V247H105ZM116 246V247H115ZM177 246V247H176ZM75 247V248H74ZM133 247V248H132ZM138 247V248H137ZM187 247V248H186ZM195 247V248H194ZM205 247H206V249H205ZM223 247V248H222ZM115 248V249H114ZM137 248V249H136ZM81 249V250H80ZM209 249V250H208ZM216 249V250H215ZM103 250V251H102ZM114 250V251H113ZM140 250V251H139ZM77 251L75 252V253H77ZM124 251V252H123ZM103 252V253H102ZM108 252V253H107ZM147 252V253H146ZM80 253V254H79ZM81 253H83V254H81ZM106 253V254H105ZM114 253V254H113ZM120 253V254H119ZM131 253V254H130ZM133 253V254H132ZM136 253V254H135ZM201 253V254H200ZM122 254V255H121ZM130 254V255H129ZM82 255V256H81ZM102 255V256H101ZM111 257H110V256ZM204 255V256H203ZM116 256V257H115ZM139 256V257H138ZM203 256V257H202ZM95 257V258H94ZM97 257V258H96ZM89 258V259H88ZM101 258V259H100ZM111 258V259H110ZM160 258V259H159ZM97 260V261H96ZM135 260V261H134ZM83 261V262H82ZM100 261V262H99ZM117 262V263H116Z\"/></svg>",
    "mask_w": 264,
    "mask_h": 264
}]
</instances>
